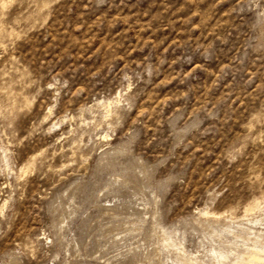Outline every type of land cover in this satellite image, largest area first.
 I'll return each instance as SVG.
<instances>
[{"label":"rangeland","instance_id":"1","mask_svg":"<svg viewBox=\"0 0 264 264\" xmlns=\"http://www.w3.org/2000/svg\"><path fill=\"white\" fill-rule=\"evenodd\" d=\"M258 249L264 0H0V264Z\"/></svg>","mask_w":264,"mask_h":264},{"label":"bare ground","instance_id":"2","mask_svg":"<svg viewBox=\"0 0 264 264\" xmlns=\"http://www.w3.org/2000/svg\"><path fill=\"white\" fill-rule=\"evenodd\" d=\"M249 211V210H248ZM256 240V239H255ZM257 252L256 253H254L252 256H251V258L252 259H260V257H261V253H264V249H258V250H256ZM223 256V255H222ZM225 256V255H224ZM263 256V255H262ZM263 258V257H262ZM261 258V259H262ZM247 259H250V258H247ZM264 259V258H263ZM245 260V259H244ZM251 260V259H250ZM246 261H248V260H246ZM261 261H264V260H261ZM251 263V262H250ZM249 263V264H250ZM253 263V262H252ZM240 264V263H239ZM248 264V263H247Z\"/></svg>","mask_w":264,"mask_h":264}]
</instances>
